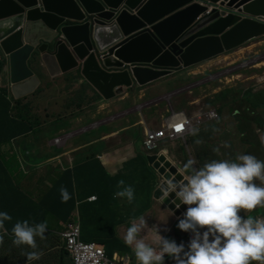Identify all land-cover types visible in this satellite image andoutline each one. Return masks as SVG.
<instances>
[{
  "label": "water",
  "instance_id": "obj_1",
  "mask_svg": "<svg viewBox=\"0 0 264 264\" xmlns=\"http://www.w3.org/2000/svg\"><path fill=\"white\" fill-rule=\"evenodd\" d=\"M209 4L239 9L224 17ZM244 16L247 18L244 19ZM264 0H0V51L16 99L40 84L29 61L50 76L80 69L105 99L205 62L264 35ZM6 44L9 46L6 47ZM160 183L176 168L147 155ZM179 178V177H178ZM156 199L180 216L157 188ZM178 202V201H177Z\"/></svg>",
  "mask_w": 264,
  "mask_h": 264
},
{
  "label": "clouds",
  "instance_id": "obj_2",
  "mask_svg": "<svg viewBox=\"0 0 264 264\" xmlns=\"http://www.w3.org/2000/svg\"><path fill=\"white\" fill-rule=\"evenodd\" d=\"M200 3L208 7V11L203 15V17L211 15L215 9L220 11L224 17H228L230 14H235L238 16L241 15V13H239V9L225 8L221 6V3L216 5H213L212 3L209 5H205L202 1ZM245 18L247 17L244 16V19ZM261 37H264V35ZM258 38L252 39L236 49L226 51L225 53L220 54L215 58L189 67L192 68L211 62V66H218L216 70H212L211 68H209L208 70L210 71V73L208 75L196 78L192 82L182 85L184 87L180 86L181 88L179 87L178 89L168 94L143 101L135 105L132 110H141L143 107H151L153 105H157L162 100L171 102L173 96L185 91H191L194 87L201 86L203 83H211L212 81L227 84H236V82L242 80V78H254V80L256 79L260 85L264 84V70L261 74L246 73L247 71H250L252 69L262 71L261 69L264 67V49L262 48L263 45H261L260 42H253ZM228 53H231L230 55L235 54L239 57H235L234 59L230 60L222 59L219 62L213 63V61H217L221 55L227 56ZM2 56L3 59H1L0 61L4 60L5 65H8L7 59L3 54ZM29 63L31 68L40 79V86H38L31 93L33 94L38 88H42L41 79L44 80L45 76L43 77L40 61H38L37 59H33L32 61H29ZM5 65L1 74L5 73ZM232 65H237V69L232 72L216 76L218 73L231 68ZM76 71L79 72V76L76 79V82L79 81L80 77L85 82V84L81 87L82 91H85V93H87V87L89 85L91 87L89 88V90L96 95V100L101 98L105 99L93 86H91L90 83H88L83 78L80 73V69H73L71 71L61 73L57 76H54V78L61 75L66 76V74ZM6 78H8L9 80V87L6 83V86L0 87L8 88L9 95L13 99H16L11 90L9 65L8 76ZM138 87L140 88L142 86L138 85L135 89H137ZM129 88L133 89L132 87H127L124 88V91ZM228 88H230L228 89L229 92H231L232 89H238L235 87ZM222 92L223 90L219 91L217 94ZM117 95H115L114 97H116ZM26 96L20 97L18 99H22ZM55 99L57 98L55 97ZM155 99H157L156 102L145 105L146 102ZM235 100L237 99H229L228 101L222 102L220 109L216 107L204 108L191 115H189L186 111H176L175 109H173V107H170L169 115L164 117L163 124L159 128H147L145 130V136L142 140V145L145 151L141 154L146 155V159L150 168L157 173V186H155L156 188H154L155 191L153 189L154 199H156L155 192L158 188L163 199L169 198L170 194L172 195V199L170 202L174 204L176 209H179L181 205L187 206L184 212L180 216H177L175 212L162 201V199H156L158 201H162L166 205V207L172 213H174L175 216H177L176 228L183 232H186V241L177 243L174 239H169L161 235V230L158 227H149L143 216H138L135 218H130L123 236V243L131 249V252L109 255L104 244L96 241H85L82 239L79 210L78 207H75L70 217L68 218V221L61 222V224H64V227L63 230L59 233V238L63 244L64 251L67 257L71 260L72 264H75L74 259L68 251L67 240L64 235L68 233L69 225L75 223L79 225V241L86 244H95L101 247L104 250L106 257L111 260H116L122 257H130V264H170L171 262H173V264H253V262H256V264H264V214H262V216L260 217L239 214L241 211L251 212L257 207H264V160L257 159L251 154L236 153L232 158H212L205 160L203 163H200L196 158L192 156H188L182 164L177 165L171 159L169 153L164 152V149H162V145L167 144L166 141L171 142L176 141L180 138H185L188 133L192 136H196L199 132L198 128H201L206 124L214 122L216 120H220L221 115L222 113H224L226 107L232 104ZM50 104L45 106L47 107L44 110L45 116H48L49 109L52 110V104L51 106ZM223 109L224 111H222ZM210 110H216L219 114V117L217 119L206 121L202 125H194L190 127V130L188 132L180 136L178 135L174 139H171L169 137L162 138L159 140V145L154 149L145 147L144 140L146 139V133L148 131H156L162 129L165 125L166 119L171 117L173 113H184L187 117L192 118L199 112ZM130 111L131 110L128 109L116 111L109 116L106 115L105 117L95 120L91 123L75 127V129L68 134L63 135L64 130L62 128L58 130L56 135L51 139L40 142L38 145L32 148H38L41 145H47L48 142L50 143V146L64 147L71 138L79 136L85 131H91V128L100 124L102 126L103 124L107 125L108 123H110V121H116L127 115ZM245 111L250 114L257 113L256 109H253L251 107H248L245 110L235 109L233 113L235 115H238L240 121H242V114ZM56 113L57 116L60 117V109L59 111H56ZM245 128V126L242 127V130H244ZM246 129L247 131H251V127H248ZM136 130L138 132L136 137H140L141 135L138 126L136 127ZM212 130L213 132L216 131L215 128H213ZM15 141L16 140H13L9 144L15 147ZM200 142L201 141L199 139H196L194 141V143L196 144H199ZM260 142L262 145H264V136L261 137ZM81 150L82 149L75 153H78ZM216 151V149H213V152ZM39 153L41 152H27L28 155H38ZM151 153H164L169 159H171L174 164L173 166L176 168L175 174L164 176L162 182L160 183V176L158 174V171L155 170L152 165H150L147 158V155ZM96 154V161H92L91 163L93 164L91 166H87L88 162L83 163V169L78 171L81 176L85 171L91 170L92 168L89 167H93L94 165L98 167V171H100L102 175L105 176L104 172H102L101 169H103V171L108 173L110 176H115L120 171H122L124 169V166L128 163H125L117 174L112 175L101 164H99L101 155H98V153ZM50 159L51 158H49L48 160ZM19 160L20 170L24 171V173L27 174L30 168L26 167V165H24L23 161L20 158ZM48 160L46 161L50 162ZM84 160V158L75 160L72 168L68 167L67 169H73L76 164L81 163ZM35 167L36 166H34V168ZM81 178L83 180H86L88 177L82 176ZM105 178L107 179L106 176ZM119 178H123V180L117 182V191L114 194V198L117 197L116 199L120 202L122 200H126L127 202L131 203L134 199L133 188L130 185H126L124 183V177L120 176ZM88 183L91 185L90 182ZM104 186L108 190V179L106 180ZM29 190L33 191L31 188H29ZM27 195L33 197V195ZM59 195L61 202H66L70 198L67 189L64 187H61L59 189ZM92 197L95 198L92 199ZM97 199L98 194L88 196L86 198V201L95 202L97 201ZM79 203L80 202H77L78 206ZM11 219L12 217L7 211L0 210V229H4L5 235L11 239V243L13 246H27L25 251L26 253H24L26 261L39 259V253L36 251V238H39L40 240L45 239L44 234L48 233L46 232L47 223H30L27 219H18L15 221V223L12 224V227L9 230L5 226V222L11 221ZM164 231H167V229H164ZM149 238L151 239V243H146L145 240ZM0 264L7 263L0 261Z\"/></svg>",
  "mask_w": 264,
  "mask_h": 264
},
{
  "label": "crops",
  "instance_id": "obj_3",
  "mask_svg": "<svg viewBox=\"0 0 264 264\" xmlns=\"http://www.w3.org/2000/svg\"><path fill=\"white\" fill-rule=\"evenodd\" d=\"M257 40L264 46V37H260ZM228 57L230 56L221 55L220 58L217 61H213V63L219 62L222 59H227ZM40 64L43 77L45 76V78L53 82L54 77H50L44 65L41 62ZM211 64L212 62L182 69L175 74L148 82L140 88L126 89L122 94L109 100L103 98L94 100V102L87 105L88 107L95 104L96 109L94 111H92L91 107L87 109L86 106H84L81 112H78L71 118L75 127L101 119L113 110H115V112L124 109L131 111L124 117L118 119V121L116 120L117 122L114 125L103 124L101 126L100 124L91 128L89 137L87 134L73 137L64 147L50 146L49 142L47 145H41L38 148H31L30 145L17 146L16 144L15 147L13 145H5L2 147V152L5 155H10L12 150L15 149L21 160L24 155L21 153L23 147L27 152H41L36 157L39 159L37 162L28 161L27 157H24L26 163L23 162L24 165L30 169L27 174L22 176V185L25 193L33 195V199L36 201H42L44 194H46V190L53 185L54 180L57 179L58 176L60 177L63 171L68 167L72 168L75 160H80L79 155H75L77 154L75 152L80 149L85 150L91 145H96L98 148L97 153L101 155L99 164L110 174L115 175L125 163L133 161L139 154L144 153L145 150L142 145V140L145 136V130L147 128H159L163 124L164 117L169 115L170 107H173L176 111H186L191 115L197 112L202 104L206 105L207 103L204 102L202 95L197 94L196 91L201 90L202 86L210 83H203L201 86L194 87L191 91H185L175 95L171 102L162 100L157 105L143 107L141 110H132L135 105L168 94L178 89L180 86L184 87L182 85L192 82L196 78L208 75L210 71L203 66L207 65V67H210ZM4 72L5 73L0 76V86H6V84L3 83V79L8 76V65H5ZM64 76L65 75H61L56 78H62ZM246 80H254V78H246ZM76 83L80 85V87L85 84L81 77ZM89 88L91 87L88 85L87 93L91 94ZM194 93L195 95H192ZM217 93L218 92L210 99V103L217 104L221 102L216 98ZM249 93L255 95V99L257 98V101L260 102L258 108H254L250 104ZM57 94L59 95V91ZM51 103L55 104L57 106L56 111H59L60 101L54 99ZM249 106L256 109L257 113L250 114L247 112L242 117L245 119L244 125L246 128L250 126L255 127L256 130L254 131V135H250L251 131H247V129L242 130L239 116L233 113L235 109L245 110ZM189 108L192 111H189ZM226 108L234 109L232 112L233 114L222 113L220 120H216L198 128L199 132L196 136H192L188 133L185 138H180L171 142L166 141L167 144L162 145L164 152H168L171 159L177 165L182 164L188 156H192L200 163H203L205 160L212 158H232L236 153H247L255 156L257 159L264 160V145L260 142L261 137L264 136V84L254 87L253 90H246L245 95L241 99L235 100ZM246 117L250 119H246ZM83 119L91 120H87V123L83 124ZM137 126L139 127L140 137H136L138 134L136 130ZM213 128L216 129L215 132H213ZM196 139H199L201 142L199 144L194 143ZM213 149L217 151L213 152ZM49 158L51 159L48 160ZM92 164L87 163V166H91ZM34 166L36 167L34 168ZM89 168L92 169L85 171L82 175L88 177L86 180L81 178L82 176L80 173L77 174L78 177L76 179L80 184L85 185L90 182L91 185H87L86 188L83 185L77 193L76 181H74L69 187L70 199L76 198L78 199L77 202H79V200L87 198L88 195L86 194L88 192H93L94 189H97L98 192H108L104 186L107 179L98 171V167L94 165ZM35 172L36 174L32 175V178H34V180L38 179L36 181L37 184L31 185L32 183H30L28 174H33ZM154 172L155 171L150 168L148 162L135 161L130 164L127 171L128 181L134 192L133 201L129 203L126 200H122L121 202L117 200V202H113L108 208L96 207L92 209V215L97 222V227L100 228L103 233L108 235L115 234V236H118V241H114L110 237V241L113 243V245L111 243V248L116 249L113 254L131 252V249L123 243V236L130 218L138 216H143L149 227H158L161 230V235L169 239H174L177 243L186 241V232L176 228L177 216H175L162 201L154 199V188L157 186V173ZM120 180H123V178H120L119 181ZM30 187L33 191L29 190ZM98 192H93L89 196L96 195ZM60 203L61 199H55L52 206L49 207H56ZM239 214L260 217L264 214V207H257L251 212L241 211ZM43 222L47 223L46 232L48 233L44 234V240L36 238V251L39 253V259L26 261L24 253H26L27 246H13L11 239L5 235L4 229L2 228L0 229V261L4 262L7 260L8 264H72L59 238V233L63 230L64 224H60L59 226L51 211L47 213ZM164 229H167V231H164ZM89 232L93 235H100L103 239V236L97 231L93 230ZM85 239H87L86 236ZM145 242L151 243V239H146ZM111 248L109 250H111ZM253 264H256V262H253Z\"/></svg>",
  "mask_w": 264,
  "mask_h": 264
},
{
  "label": "trees",
  "instance_id": "obj_4",
  "mask_svg": "<svg viewBox=\"0 0 264 264\" xmlns=\"http://www.w3.org/2000/svg\"><path fill=\"white\" fill-rule=\"evenodd\" d=\"M4 65L5 61H0V74L3 71ZM235 90L237 89H232L231 92ZM227 95L228 93L222 92L217 94L216 98L220 100L222 97L226 98ZM248 96L250 104L254 108H258L260 106V102L257 101V98L255 99V95L249 93ZM24 98L13 99L9 95L7 88L0 87V210L7 211L12 217L11 221L5 222V226L10 230L12 224L18 219H27L30 223L43 222L49 211L52 212L53 217L60 226L61 222L68 221L73 209L78 207L81 221L82 239L85 241L90 240L100 242L106 246L107 252L109 254H113L114 250L116 249L111 248L113 243L110 241V237L114 241H118V236H115V234L108 235L103 233L101 229L97 227V222L94 220L92 215V209L96 207L108 208L113 202H117V197L114 198V194L117 191V182L120 179L119 177H124V183L126 185H130L129 181L127 180V171L130 164L134 163L135 161L147 162L146 155L139 154L136 159L129 161L124 166V169L115 176H110L108 173L103 171V169H101L108 179V192H98L97 189H94V193L98 192L97 201L87 202L85 198L83 200H79L80 205L78 206V199L69 198L66 202H61L56 207H49L52 206L55 199H60L59 189L61 187L66 188L68 193L70 191L69 187L74 181H76L77 193L79 189L83 187L84 184H80L76 178L78 177V171L84 167L83 163L88 162L92 164V161H96L95 158L98 148L96 145H91L87 149H83L76 154L79 155L80 159L84 158L85 160L76 164L71 170L66 169L57 180H54L53 185L47 189L46 194H44L42 198L43 202L36 201L24 191L22 185V176L25 173L24 171L20 170V160L18 153L15 151V149H13L10 155H5L2 152V147L5 144H9L13 140H16L17 146H26L29 144L32 148L38 145L40 142L51 139L56 135L57 131L62 128L52 132L51 129L54 122L47 126H42L40 116L33 114L36 112L33 111V107L30 106V102H23ZM245 113H247V111H245L242 116H244ZM246 119L250 118L246 117ZM242 121H245V119L242 118ZM21 138H24V140ZM29 156H31V154ZM30 160L37 162L35 157H30ZM87 185L90 184L86 183L84 185L85 188ZM93 192H88L86 195L89 196ZM71 194L73 196L72 192ZM88 230L97 231L103 236V239L100 235H93ZM85 236L88 240L85 239ZM110 248L111 250H109ZM4 262L8 264L7 260Z\"/></svg>",
  "mask_w": 264,
  "mask_h": 264
},
{
  "label": "rangeland",
  "instance_id": "obj_5",
  "mask_svg": "<svg viewBox=\"0 0 264 264\" xmlns=\"http://www.w3.org/2000/svg\"><path fill=\"white\" fill-rule=\"evenodd\" d=\"M253 42H260V41L255 40ZM262 48L264 49V46H262ZM231 53L227 54L230 56L227 58L228 60L234 59L235 57H237V58L239 57L235 54L230 55ZM1 59H3V56L0 52V60ZM203 67L204 68L206 67L208 69L211 68L212 70H216L218 66L207 67V65H204ZM261 70L262 71H257L256 69H252L250 71H247L246 73L247 74H252V73L261 74L264 70V67ZM78 76H79V72L76 71V72L68 73V74H66L65 77H62V78H53V82L49 81L48 78H45L44 80L41 79L42 80V83H41L42 88H38L33 94L26 96L24 98L23 102H26V101L30 102V106H32L33 111L36 112L33 114L40 116L41 121H42V125H49L50 122L51 123L54 122L52 129H51L52 132H55L59 128H63V130H64L63 135L71 133L75 129V124H73L71 121V118H73L75 114H77L78 112H81L83 110L84 106H86L87 109H88V107H91L92 111H94L96 109L95 104L87 107V105L91 104L92 102H94V100H96V95L93 92H91V94H88V93H85V91H82V88L80 87V85H77V83H76V79L78 78ZM3 83H6L7 86L9 87L8 78H4ZM256 86H260V84L257 82V80L256 81L255 80H246V78H242V80L237 81L236 84H227V83H220V82L212 81L210 84L202 86L201 90L196 91L197 94L202 95V97L204 98V102L207 103L206 105L202 104L199 110L204 109V108H210V107H216V108L220 109V107H221L220 104H222V102L228 101L229 99H238L239 100L245 95L246 90H249V89L253 90L254 87H256ZM228 87H235L238 89L233 91V92H229L228 89H230V88H228ZM7 90L9 91L8 88H7ZM222 90H223V92L228 93L227 97L226 98L222 97L220 99L221 102H218L217 104L210 103V99H212V97L215 95V93L222 91ZM58 91H59V95L57 94ZM186 95H188V94H186ZM192 95H195V93ZM206 96H207V98H206ZM55 97L60 100V107H61L60 113H59L60 117H58L57 113H56L57 106L55 104L51 103V100H54ZM50 103L52 104L53 108H52V110L49 109L48 116H45L44 110H45V108H47L45 106L50 104ZM51 104H50V106H51ZM189 111H192V110L189 108ZM222 111H224V109ZM114 112H115V110L108 113L107 116L111 115ZM219 112H220V110H219ZM232 112H233L232 109L226 108L224 111V114H233ZM220 114H221V112H220ZM87 120H91V119H83L82 123H87ZM117 121H115V122L110 121L111 123H108V124L114 125ZM241 124H242V127L245 126L244 121H241ZM250 127H251V134L250 135H254L255 127H252V126H250ZM248 131H250V130H248ZM90 132L91 131H85V132L81 133V135L87 134V136L89 137ZM21 139L24 140V138H21ZM251 139H252V137H251ZM15 143H16V141H15ZM9 145H11V144H9ZM12 149H13V146H12ZM21 153L24 154L23 159H22L24 163H26V161L24 160V157H27L28 161H31V162H34V161L30 160V157H35V158L37 157V155L29 156L24 147L21 149ZM36 160L38 161L39 159L36 158ZM34 174H36V172L33 174H30V173L28 174V176L30 178L29 179L30 183H32L31 185L37 184L36 181L38 179L34 180V178H32V175H34Z\"/></svg>",
  "mask_w": 264,
  "mask_h": 264
},
{
  "label": "built area",
  "instance_id": "obj_6",
  "mask_svg": "<svg viewBox=\"0 0 264 264\" xmlns=\"http://www.w3.org/2000/svg\"><path fill=\"white\" fill-rule=\"evenodd\" d=\"M237 69V65L218 73L216 76L232 72ZM157 99L148 101L145 105L156 102ZM219 114L216 110L199 112L194 117H187L184 113H173L171 117L166 119L162 129L156 131H148L144 145L146 148L154 149L159 145V140L169 137L176 138L190 130L194 125H202L206 121L217 119ZM95 197H92L94 199ZM67 240V248L74 259L75 264H130V257H122L116 260L108 259L104 250L95 244H86L79 241V225L70 224L68 233L64 235ZM170 264H173L171 262Z\"/></svg>",
  "mask_w": 264,
  "mask_h": 264
},
{
  "label": "bare ground",
  "instance_id": "obj_7",
  "mask_svg": "<svg viewBox=\"0 0 264 264\" xmlns=\"http://www.w3.org/2000/svg\"><path fill=\"white\" fill-rule=\"evenodd\" d=\"M9 46V44H6V47Z\"/></svg>",
  "mask_w": 264,
  "mask_h": 264
}]
</instances>
